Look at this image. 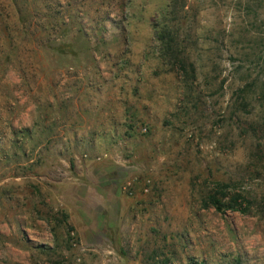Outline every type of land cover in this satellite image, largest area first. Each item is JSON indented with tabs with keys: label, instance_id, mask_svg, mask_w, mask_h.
I'll use <instances>...</instances> for the list:
<instances>
[{
	"label": "rangeland",
	"instance_id": "1",
	"mask_svg": "<svg viewBox=\"0 0 264 264\" xmlns=\"http://www.w3.org/2000/svg\"><path fill=\"white\" fill-rule=\"evenodd\" d=\"M13 7L0 264H264V0ZM217 184L250 213L206 207Z\"/></svg>",
	"mask_w": 264,
	"mask_h": 264
},
{
	"label": "trees",
	"instance_id": "2",
	"mask_svg": "<svg viewBox=\"0 0 264 264\" xmlns=\"http://www.w3.org/2000/svg\"><path fill=\"white\" fill-rule=\"evenodd\" d=\"M13 7V0H11V4L9 5L10 11L4 15L2 12H0V31L1 32H8L12 31L13 29V17L11 14V11L15 10L16 14L21 20L26 19V16L28 15V11L26 10L27 7L22 6ZM176 9L173 6V9L170 13L175 14ZM30 25V23H28ZM165 29L162 31H159L155 34L157 40L161 41V43L168 49L173 41V32L170 28V25L167 24L164 26ZM25 28H22L24 30ZM224 198H227L226 201H223ZM206 207H213L217 213L223 214L226 211H237L238 213L242 215H247L250 213L252 203L244 198L242 195L232 194L230 195L228 193V186L223 184H217L216 189H214V192L206 196L205 200ZM160 255L157 252H152L151 256H148V263L147 264H172L171 257L165 256L158 259ZM52 264H61L60 262H55ZM187 264H206L205 262H194L190 259V261Z\"/></svg>",
	"mask_w": 264,
	"mask_h": 264
}]
</instances>
